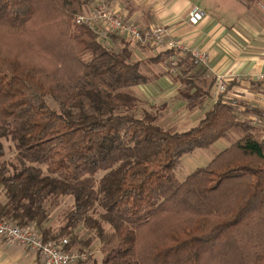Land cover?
Returning <instances> with one entry per match:
<instances>
[{
  "label": "trees",
  "instance_id": "obj_1",
  "mask_svg": "<svg viewBox=\"0 0 264 264\" xmlns=\"http://www.w3.org/2000/svg\"><path fill=\"white\" fill-rule=\"evenodd\" d=\"M92 1L0 0V27L45 49L49 62L0 53V216L34 223L44 240L67 236L81 252L97 239L101 264H264V136L223 95L187 131L131 111L140 101L132 86L150 79L131 43L114 34L123 47L108 46L84 25L71 31V18ZM56 38L63 44L53 46ZM205 72L189 56L180 62L190 108L215 83ZM230 131L240 138L177 177L184 155ZM3 139L14 144L11 161ZM57 197L73 198L58 231L48 208Z\"/></svg>",
  "mask_w": 264,
  "mask_h": 264
},
{
  "label": "crops",
  "instance_id": "obj_2",
  "mask_svg": "<svg viewBox=\"0 0 264 264\" xmlns=\"http://www.w3.org/2000/svg\"><path fill=\"white\" fill-rule=\"evenodd\" d=\"M98 1L100 0L90 2L84 11H90ZM104 1L113 6L122 17L144 28L158 24L168 25L175 38L208 52L209 63L208 67L204 68L206 78H215L216 73L226 77L225 92L217 94L212 86L210 94L200 100L201 104L190 110L188 102L180 93L183 86L181 81L168 72V57L158 62L153 61L158 54L166 50L142 46L126 39L131 43L134 60L150 61V74L142 69L143 73L149 76V81L131 88L140 100L141 106L147 105L150 108L164 110L167 105L179 102L182 110L187 111L188 118H194L196 120L194 122L199 123L198 121L215 105L220 95H223L236 106L239 118L249 121L264 136V125L252 122L253 117L262 110L258 101L261 82L256 80L255 75L264 67V0H257L254 3H245L242 0ZM195 5L203 9L205 14L198 23H191L188 11ZM111 45L115 48L123 47L122 42L114 41ZM193 124L195 123L191 126H194ZM226 136L228 138L226 137L222 145L223 149L240 138V133L230 131ZM195 151L184 155V158L187 157L195 167H200L201 163L193 157H197ZM212 159L213 157L209 160ZM91 251L99 253L100 243ZM37 254L22 245L8 246L0 238V264H38ZM94 261L101 264V259L94 258L93 264Z\"/></svg>",
  "mask_w": 264,
  "mask_h": 264
},
{
  "label": "built area",
  "instance_id": "obj_3",
  "mask_svg": "<svg viewBox=\"0 0 264 264\" xmlns=\"http://www.w3.org/2000/svg\"><path fill=\"white\" fill-rule=\"evenodd\" d=\"M204 14L205 11L199 6H192L188 11L189 21L198 23ZM75 22L95 31L101 42L106 45L113 42L112 36L116 34L142 46L174 50L168 56V70L175 76L179 74L180 62L187 56L195 65L202 68L208 67L210 58L208 52L175 38L168 25L158 24L144 28L122 17L113 6L104 0L98 1L90 11L78 13L75 16ZM255 78L261 82L258 101L262 110L253 117L252 122L256 125H264V67L255 75ZM226 87L225 75L216 73L213 85L215 93L225 92ZM36 227L34 223L20 225L0 216L1 240L8 246L22 245L38 253V264H78L79 261L88 258L86 252L68 248L70 239L67 236L44 240Z\"/></svg>",
  "mask_w": 264,
  "mask_h": 264
},
{
  "label": "rangeland",
  "instance_id": "obj_4",
  "mask_svg": "<svg viewBox=\"0 0 264 264\" xmlns=\"http://www.w3.org/2000/svg\"><path fill=\"white\" fill-rule=\"evenodd\" d=\"M77 14L78 13H76L70 20L71 31H74L77 28L78 24H76V22H75V16ZM117 36H119V35H117ZM27 44L28 43L25 42L24 40H22L20 37H18L16 35H11L6 29H4L3 27H0V53L12 54V52L22 51L27 56H31V57H40L41 56L40 58H35L34 60L43 61L44 63L49 64L48 59L43 54V52L46 51L45 49L41 48L40 52H39V51H37V47H35V49H33V50L30 48H27L26 47ZM62 44H63V41H62V39L60 40L59 38H56L54 40V42L52 43L53 46H60ZM108 46H113V45L110 44ZM130 47H131V45H130ZM42 57L44 58V60L42 59ZM89 58H90L89 55L86 56V59H89ZM142 64L144 65V67H142V69L145 70L146 73L150 74V67H149L150 61L148 62V60H143ZM146 66L149 70L146 68ZM155 71L158 72L157 69H155ZM168 72H169V70H168ZM170 74H171V72H170ZM49 102L53 107L58 108V104L54 100L49 99ZM188 108L190 110L193 109L190 107H188ZM131 111L135 112L138 116L145 115L144 114L145 111L153 112L154 114H156V116L158 118V120H156V123H158L159 127L161 126L162 128L169 130V131H182V130L187 131L191 127H193V126H191L192 123H195V124L197 123V122H194V121H196V120H194V118L193 119L188 118V113H186L187 111L182 110V107L180 106L179 102H175V104L167 105L164 110H159L156 108L155 109L150 108L147 105L141 106V103L139 102L135 108L131 109ZM198 122H200V121H198ZM188 123H191V125ZM195 124H193V125L195 126ZM226 137L227 136H225L224 139L218 140L210 148H207V149L198 148V149H196L195 155L197 157H195V156H193V157L196 158V160L199 161V163H201L200 164L201 166L207 165L210 161L209 159H211V157H214V155H216L217 153H219L221 151V149H223L222 145L225 143V141L229 137V135L227 138ZM3 142L6 146L5 147L6 148V154L4 156V159L7 161H11L16 154L14 144L11 141L6 140V139H3ZM200 153H202L204 155L201 154V156H198ZM196 168L197 167H195L194 163H191V161L187 157L184 158V156H183L178 168L176 169L177 177L180 180H184ZM102 175H103V172H99L97 174V177L99 178ZM51 202H53V204H51ZM72 204H73V198H71V197H68V198L67 197H57V198H54V200L51 199L49 201L48 208H49L50 212H52L49 225L53 229L58 231L59 226L65 224V221H66L65 220V214L72 207ZM78 231H79V234L82 238L88 237L89 232L85 226L81 225L78 228ZM60 237H63V236H60ZM56 239H58V238H56ZM98 243H99V241L96 239L95 241H93V243L91 244V246L89 248L90 249L93 248V250H94V248H96V245ZM89 248L87 251H85L88 254V258L84 261H87V263L89 262V264H93L92 260L94 258H97L98 260H100L102 258V252L100 251L99 253L98 252L94 253Z\"/></svg>",
  "mask_w": 264,
  "mask_h": 264
}]
</instances>
